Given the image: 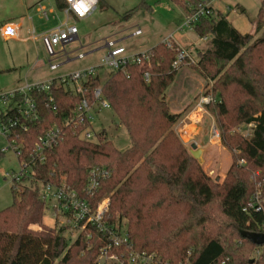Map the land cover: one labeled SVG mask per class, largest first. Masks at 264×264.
Masks as SVG:
<instances>
[{
	"label": "trees",
	"instance_id": "obj_1",
	"mask_svg": "<svg viewBox=\"0 0 264 264\" xmlns=\"http://www.w3.org/2000/svg\"><path fill=\"white\" fill-rule=\"evenodd\" d=\"M170 1L186 16L202 4ZM54 2L60 11L67 7L66 0ZM261 5L251 34L239 33L220 13L201 17L193 29L199 39L207 38L206 46L196 61L184 60L179 66L194 68L212 83V102L204 109L233 158L222 182L204 173L173 130L181 113L169 111L165 94L179 69L172 66L178 54L175 44L169 48L160 43L148 50L150 64L143 68L109 72L104 81L90 77L82 82L80 93L54 87L55 112L46 107L45 94L31 91L38 119L27 124L26 132L13 133L23 139L18 160L30 164L31 174L15 180L28 185L15 187L13 204L0 211V264H95L106 243L105 231L88 227L70 242L65 227L44 228L47 206L39 197L43 186L64 181L82 198L92 170L107 173L92 206L110 200L106 227L125 222L131 250L151 257L152 264H264V250L250 257L263 247L240 234L264 233V206L249 208L254 195L264 197V0ZM98 88L117 126L125 128L130 147L118 150L104 131L97 133L96 142H87L66 128L64 138L46 151L43 163H30L37 138L62 126L81 99L92 102ZM240 125H251L248 137L232 132ZM119 253L127 264L126 250Z\"/></svg>",
	"mask_w": 264,
	"mask_h": 264
},
{
	"label": "rangeland",
	"instance_id": "obj_2",
	"mask_svg": "<svg viewBox=\"0 0 264 264\" xmlns=\"http://www.w3.org/2000/svg\"><path fill=\"white\" fill-rule=\"evenodd\" d=\"M96 2V10L90 17L84 20L68 19V25L74 23L78 29L79 39L66 45L65 51L69 53L71 59L77 57L78 53H82L84 58L82 60L73 59L71 63L64 65L63 63L67 60L62 57L60 49L57 48L58 53L54 63L63 65L57 71L50 72L47 66V56L43 50H40L38 53L40 65L34 72L36 76H39L38 78L42 80L54 79L61 74L99 65L106 54L104 44L107 40L117 41L118 45L129 52H143L171 36L179 47L190 51L192 61L197 60L199 51L204 50L206 46V42L198 38L193 27H183L180 31L178 30L184 22L186 14L170 0H96ZM261 6V0H215L212 4L215 12L213 18L217 16L218 12L222 13L239 33L251 34L254 32ZM241 10L243 11L241 12ZM56 13L54 16L49 15L48 21L43 20L39 24L49 29L66 21L63 12L57 10ZM262 20L264 23V12ZM137 30H140L141 34L135 36L134 33ZM27 52L30 53L32 50L25 49V46H9L0 40V68L11 63L12 60L14 62L25 60ZM98 72L101 80L104 81L109 70L103 68ZM11 74L14 75V72L0 73L2 84L14 80L11 79L12 77H7ZM211 86V81L202 78L194 68L184 65L177 70L175 80L166 91L165 101L171 113H181L177 124L173 126V130L180 140L183 132L190 131L189 128H186L180 134L181 127L178 128V126L182 120L186 124L192 125V128L195 126L196 133H192L190 137L184 133L182 139L185 142L182 141V143L188 153L193 144L197 149L203 151L201 168L212 181L219 183L224 180L231 166L232 154L221 145L222 142H220L213 117L205 109L200 112L194 108L200 97L210 95ZM95 119L96 129L94 131L96 133L104 131L107 140L111 141L120 151L130 147V139L125 128L121 125L117 126L115 116L111 111H99L95 115ZM250 129L249 126L240 125L232 132L248 137ZM214 133L218 137L214 136ZM6 147H8V143L0 135V211L13 204L15 187L19 189L28 185L27 181L15 182V178L21 174V163L17 160L14 151L7 150L2 154ZM28 173L29 170H26L25 176H28ZM259 200L264 201V197H259ZM47 207L42 221L44 228L50 231L63 226V219L59 215L53 217L55 202H49ZM121 226H125V222H122ZM30 229L33 231L42 230L38 226H31ZM64 234L70 242H73L77 236V233L65 232ZM263 250L264 247L252 251L250 257L255 258Z\"/></svg>",
	"mask_w": 264,
	"mask_h": 264
},
{
	"label": "built area",
	"instance_id": "obj_3",
	"mask_svg": "<svg viewBox=\"0 0 264 264\" xmlns=\"http://www.w3.org/2000/svg\"><path fill=\"white\" fill-rule=\"evenodd\" d=\"M215 0H202L200 7L190 16H185V20L178 28L180 31L183 27L191 28L201 17H213L215 12L212 4ZM67 7L64 10L66 20L72 18L73 20H84L90 17L96 10V0H66ZM40 13L45 20H48L49 13L38 6ZM2 36L4 38H13L16 34L15 29L11 25L3 26ZM140 30H137L134 35H140ZM78 29L75 25H68L66 22L53 28L49 32L40 37V42L43 44V49L47 56V66L52 72L58 70L61 65L55 64L57 51L60 49L62 57L70 61L69 53L65 51L68 44L78 41ZM207 42V38L202 39ZM166 47L177 46V57L173 63V68H179L184 60L190 63L194 61L190 58V51L179 47L173 38L170 36L162 42ZM106 54L103 56L99 65L77 70L71 73L61 74L54 79L43 80L32 85H26L24 88L16 90L0 92V135L7 141L8 147L3 149L2 154L11 150L17 158H21L23 154V139L18 135H14L15 129H21L23 132L28 130L27 124L35 122L38 119L36 103L29 95L31 91H36L46 95V107L53 112L56 111V102L52 91L54 87L60 85L64 89L71 91L73 94L82 92V82L90 77L99 75V69L106 68L109 72H125L129 66H138L143 68L150 64L151 56L148 51L143 52H129L124 47L117 44L115 41L107 40L104 44ZM84 55L78 53L75 59L82 60ZM101 77V76H100ZM145 82L149 81V73L143 74ZM212 102L211 96H202L198 100L195 109L202 112L205 105ZM108 102L101 98L100 88L95 89L93 93V101L81 99L76 105L74 114L65 120L62 126H54L40 135L31 151L29 152L30 163H43L45 161V153L48 149L57 145L62 138H64L66 128H69L79 139L87 142H96L97 133L95 115L99 111H111ZM251 127V125H249ZM77 129V131H76ZM79 129V130H78ZM214 136L218 137L214 133ZM19 161V160H18ZM21 163V174L15 178L17 180L21 176H25L26 170H29L28 175L31 174L30 164L24 161ZM243 164V161H240ZM107 176L104 171L98 170L90 171L87 183L83 188V197L79 193L71 189L64 181L59 185H45L41 188L40 198L48 206L51 201L55 202L53 208V217L59 215L63 219V227L66 228V233H77L78 237L81 231L88 227H94L106 233V243L100 249L99 255L95 264H124V256L119 253V250L124 249L127 252V264H152L151 257L145 254L136 253L131 250V246L127 239L125 226L106 227L105 215L108 212L109 201L107 198L96 203L93 207L91 200L98 189L99 182ZM249 208L258 209L255 207L264 206V201H260L258 195L253 196ZM48 208V207H47ZM75 238V239H76ZM118 251V252H115Z\"/></svg>",
	"mask_w": 264,
	"mask_h": 264
},
{
	"label": "crops",
	"instance_id": "obj_4",
	"mask_svg": "<svg viewBox=\"0 0 264 264\" xmlns=\"http://www.w3.org/2000/svg\"><path fill=\"white\" fill-rule=\"evenodd\" d=\"M38 6L44 8L49 13V15L54 16L55 14H57L56 11L58 9L56 8L54 0H0V40L2 42H5L9 46H25V49L32 50V52L26 53L25 60H22L21 62H14V60H12L11 63L1 66L0 73L4 71L9 73L10 71H12L14 72V75H7V77H12L11 79L14 80H11L10 82L8 81L5 84H2L0 80V92L24 88L26 85H32L34 83L43 81L42 79L38 78L39 76H36L34 74L35 70H37L38 66L40 65L38 53L40 52V50H43V52H45L42 46L43 44H41L40 42V37L53 28L48 29L44 27V25L39 24V22L45 19L40 13ZM242 11L243 10H241V12ZM60 12H63L64 14V10ZM64 22L68 24V19ZM5 25H11L15 29L16 34L13 38L7 39L2 36V30L4 28L3 26ZM175 43L177 44V42ZM30 46L31 48L29 49ZM73 59L75 58H70V61L63 64H69ZM63 64L60 65L62 66ZM179 125L180 126H178V128L181 127L180 134H182V132L186 130V128H189L190 131L183 132V134L185 133L184 135L190 137L192 133H196L195 126H193L194 128H192V125L186 124L183 120L179 123ZM183 134L181 135L182 138L184 136ZM182 138L181 141H183ZM184 142L185 141H183V143Z\"/></svg>",
	"mask_w": 264,
	"mask_h": 264
},
{
	"label": "water",
	"instance_id": "obj_5",
	"mask_svg": "<svg viewBox=\"0 0 264 264\" xmlns=\"http://www.w3.org/2000/svg\"><path fill=\"white\" fill-rule=\"evenodd\" d=\"M202 152L203 151L201 149L196 148L195 144L191 145V149L189 153L195 160H197V162L200 165L202 164V158H203ZM240 234L243 238L250 241V243H252L253 245L264 247V233H253V232L242 231Z\"/></svg>",
	"mask_w": 264,
	"mask_h": 264
}]
</instances>
